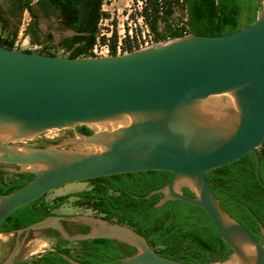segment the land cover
<instances>
[{
  "label": "water",
  "instance_id": "water-1",
  "mask_svg": "<svg viewBox=\"0 0 264 264\" xmlns=\"http://www.w3.org/2000/svg\"><path fill=\"white\" fill-rule=\"evenodd\" d=\"M247 0H243L244 6ZM235 31L155 41L125 53L48 55L0 45V168L33 177L0 194V223L64 184L121 173L164 170L167 181L143 196L147 207L180 200L200 207L221 247L198 264H264L263 239L230 217L205 172L254 156L264 141V0ZM86 126L91 132L76 131ZM73 129V130H72ZM108 238L122 256L101 264H189L157 254L130 227L86 214H50L0 231V264L53 255L70 241Z\"/></svg>",
  "mask_w": 264,
  "mask_h": 264
},
{
  "label": "trees",
  "instance_id": "trees-1",
  "mask_svg": "<svg viewBox=\"0 0 264 264\" xmlns=\"http://www.w3.org/2000/svg\"><path fill=\"white\" fill-rule=\"evenodd\" d=\"M42 1V0H41ZM48 11L57 10V21L75 32L69 38L68 46L73 47L68 57L86 56L84 52L95 42L96 24L100 18L101 0H43ZM143 15L147 17L149 30L155 41L182 36L185 33L202 35L224 34L250 24L260 7V3L243 0H143ZM176 7L185 10L183 20L175 22L173 27L167 20ZM29 15L35 17L29 0L20 4ZM47 11V12H48ZM142 15V14H141ZM142 15V16H143ZM163 23L162 32L156 31L157 22ZM31 32L35 35L36 23L32 21ZM0 45L12 48L14 33L7 36L1 25ZM115 32L111 33L109 46L113 52L116 41ZM123 41L127 40L125 35ZM130 51V47H126ZM52 55L49 53H45ZM80 132L90 133L86 126H79ZM258 177L264 184V141L257 149ZM255 160L251 152L227 165L205 172L207 183L219 204L226 213L242 224L258 239L257 219L264 227V188L256 181L253 168ZM0 170V194L8 193L30 180L33 175L26 172L13 173L5 180ZM169 177L164 170L121 173L86 180L92 184L90 189L80 190L57 196L50 202L40 201V197L8 214L0 223V231H9L26 226L47 215L61 205L69 196L77 197L76 204L85 206L106 205L105 219L115 218L141 234L150 247L159 255L189 264H198L216 260L221 247V238L200 207L174 199L167 200L161 206L147 209L159 198L158 194L143 196L149 190L163 185ZM108 190H111L108 191ZM135 195V196H133ZM155 220H160L155 223ZM80 241L72 250L66 243L55 246V250L85 264H101L112 260L101 248V256L85 253L84 249L93 241ZM88 243V244H87ZM82 248H84L82 250ZM105 252V253H104ZM122 254L120 255V257ZM12 264H61L53 255Z\"/></svg>",
  "mask_w": 264,
  "mask_h": 264
},
{
  "label": "rangeland",
  "instance_id": "rangeland-1",
  "mask_svg": "<svg viewBox=\"0 0 264 264\" xmlns=\"http://www.w3.org/2000/svg\"><path fill=\"white\" fill-rule=\"evenodd\" d=\"M8 6L7 0H0V30L2 16H7L6 10ZM143 6V0H101V15L96 24L95 41L97 40L99 44H109L111 42V33L115 32L116 38L120 36L123 37L122 39H124L125 35H127V40H129V35H131V40L136 42L142 41L147 38V35H150L151 39H153L155 42V37L149 30L148 20L150 17L147 14V10V17L143 15ZM184 16V9L181 7H176L171 15V18L167 21L173 27L179 28L180 25H176L175 22L183 20ZM28 21L29 15L27 12L21 13L19 19L17 16H11L8 19V30L13 31L14 33L12 48L30 52H38L42 54L49 53L52 55L67 56L73 47H75L74 45L73 47L69 48L64 47L63 43L68 42L72 34L69 31L63 29V27H61L58 22L55 21L54 17H39L34 40H32L29 34L26 32V23ZM162 29L163 23L158 21L156 31L162 32ZM127 40H122V44L127 42ZM89 49H87L84 53L88 54ZM1 176L7 180L12 177V174L3 171ZM91 186L92 184L88 181L70 182L46 192L42 198H40V201L50 202L57 196L90 189ZM76 201L77 197L69 196L65 202L52 209V212L60 214L89 213V208L87 206L78 205L76 204ZM74 245L77 244L72 243L66 246L69 247L71 251Z\"/></svg>",
  "mask_w": 264,
  "mask_h": 264
},
{
  "label": "flooded vegetation",
  "instance_id": "flooded-vegetation-1",
  "mask_svg": "<svg viewBox=\"0 0 264 264\" xmlns=\"http://www.w3.org/2000/svg\"><path fill=\"white\" fill-rule=\"evenodd\" d=\"M25 1L26 0H7L8 5H9L7 7V10H6L7 16L3 15L2 16V20H1V25L4 26V29H5L4 33H6L7 36H11L13 34V31L8 30V27H7V23H9L8 19L11 16H17V18L19 19L21 13H24V12L28 13L26 8H23L21 10L19 9L20 4L24 3ZM29 4H30V6H31V8H32V10L34 12L35 17L30 16L29 13H28L29 21L26 23V32L29 34L31 39L34 40L35 39L34 37L36 36V32H35V35H33V33L30 30V29H32V27H31L32 21H34L36 23V27H37V21H38L40 16L41 17H54L55 21L58 22L57 18H56L57 14H58V11L57 10L48 11V5L43 0L42 1L41 0H29ZM58 24L61 27H63L59 22H58ZM63 29L69 31L72 35L75 34V32L73 30H71L70 28L63 27ZM68 42L63 43L64 47L69 45ZM78 127L79 126L75 127L76 131H79ZM0 170L5 171V170H3L1 168H0ZM10 174H13V172H11ZM108 191L111 192V190H108ZM87 207L89 208V213H87L86 215L93 216V217H103L104 218L106 212H105V210H102V209H106L107 208L105 204H102V205H99V206H87ZM53 214H60V213H53ZM72 214H84V213H72ZM109 221L116 222L115 218H112ZM159 221L160 220H155V223H158ZM257 234H258V239L262 240L263 237H262V235H261V233L259 232L258 229H257ZM95 239H101V240L93 241V242H91L89 244L87 243L88 244L87 247L85 249L82 248V250L84 249L85 253H94L97 256H101L102 252H100V250H101V248H103L104 250L107 249V251H108L106 253L104 252L106 254V256H109L112 259L120 257L121 252L118 249V247H117L116 243L114 242V240H111V239H108V238H95ZM91 240L92 239H88V240H85V241H91ZM80 241H84V240L70 241V242H67L66 245L72 244V243H76L78 245V247H83V246H81Z\"/></svg>",
  "mask_w": 264,
  "mask_h": 264
},
{
  "label": "built area",
  "instance_id": "built-area-1",
  "mask_svg": "<svg viewBox=\"0 0 264 264\" xmlns=\"http://www.w3.org/2000/svg\"><path fill=\"white\" fill-rule=\"evenodd\" d=\"M122 38L118 36L115 44L113 46V54L125 53L128 51L126 47H130L131 50L142 48L148 46L149 44L153 43L154 40L151 39L150 35H147V38L142 41L134 42L131 40V35H129V40L122 44ZM112 49L110 48L108 43L99 44L97 40L92 44L90 49L88 50V56H102V55H113Z\"/></svg>",
  "mask_w": 264,
  "mask_h": 264
}]
</instances>
